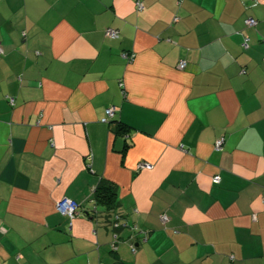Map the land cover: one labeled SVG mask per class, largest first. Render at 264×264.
<instances>
[{"label":"crops","instance_id":"1","mask_svg":"<svg viewBox=\"0 0 264 264\" xmlns=\"http://www.w3.org/2000/svg\"><path fill=\"white\" fill-rule=\"evenodd\" d=\"M141 1L0 0V264H264V4Z\"/></svg>","mask_w":264,"mask_h":264},{"label":"built area","instance_id":"2","mask_svg":"<svg viewBox=\"0 0 264 264\" xmlns=\"http://www.w3.org/2000/svg\"><path fill=\"white\" fill-rule=\"evenodd\" d=\"M182 0H179V2H181ZM242 3L245 5V6H256V5H259V4H264V0H241ZM136 4H137V8L139 10H142V8L144 7L143 3L141 0H136ZM258 23V21L256 20V18L252 17V16H248L246 19H245V24L249 27H254L256 26ZM106 36L108 37H111V38H117L119 36V31L118 30H115V29H112V28H109L106 30ZM248 43H249V38H245L244 40V43L243 45L246 47L248 46ZM3 50L2 48L0 47V53H2ZM130 60L134 59L135 57V54H132V55H128L127 56ZM187 65V62L186 60H182L180 63H179V67L181 69L185 68ZM11 104H14V98H9ZM117 110V107L116 106H110L108 108H106L105 110V116L102 118V121L105 122V123H110L111 120L114 118L115 116V112ZM224 143H225V140L224 138H221L219 140H217L216 144H215V148L216 150H222L223 147H224ZM152 164L148 163V162H140L139 165H138V168L139 169H144V168H147V169H150L152 168ZM220 176L219 175H215L214 176V181L215 182H219L220 181ZM80 203L73 199V198H69V197H65L63 199H60L56 202V210L65 215V216H68L69 218L71 219H74L76 218L79 214H80ZM161 218L163 220V222H167L169 220V217L167 214H162L161 215ZM126 222L125 220H122L121 218H119V216H116L115 217V222L113 223V227L115 229H118L120 228L121 226H126ZM114 237H115V240H114V243H113V250H116L117 249V244H118V233H115L114 234ZM132 249L133 251H135V247L132 245ZM100 264H104V263H100Z\"/></svg>","mask_w":264,"mask_h":264},{"label":"trees","instance_id":"3","mask_svg":"<svg viewBox=\"0 0 264 264\" xmlns=\"http://www.w3.org/2000/svg\"><path fill=\"white\" fill-rule=\"evenodd\" d=\"M112 122V130L116 135H123L125 136L130 128L128 124H126L123 121H111ZM95 200L97 203H101L107 206V211L110 212L112 209H115L118 207V202H117V186L112 183L111 181L102 178L96 189H95ZM80 203V202H79ZM81 205V204H80ZM111 216V214H109ZM116 216H119L122 220H124V216L121 214H117ZM113 223L115 222L114 220H108ZM122 227V226H121ZM120 227V228H121ZM119 229V228H118ZM118 229H115L118 231Z\"/></svg>","mask_w":264,"mask_h":264}]
</instances>
